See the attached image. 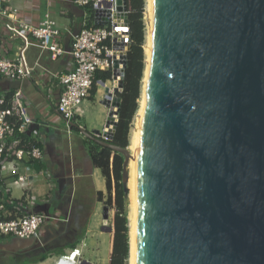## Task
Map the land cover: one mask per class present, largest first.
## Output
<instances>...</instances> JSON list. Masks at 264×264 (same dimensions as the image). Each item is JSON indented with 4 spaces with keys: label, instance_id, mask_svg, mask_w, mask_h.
I'll list each match as a JSON object with an SVG mask.
<instances>
[{
    "label": "water",
    "instance_id": "obj_1",
    "mask_svg": "<svg viewBox=\"0 0 264 264\" xmlns=\"http://www.w3.org/2000/svg\"><path fill=\"white\" fill-rule=\"evenodd\" d=\"M126 67L101 82L104 130L74 124L124 156L128 202L131 151L112 143ZM136 220L134 264H264V0H151Z\"/></svg>",
    "mask_w": 264,
    "mask_h": 264
},
{
    "label": "crops",
    "instance_id": "obj_2",
    "mask_svg": "<svg viewBox=\"0 0 264 264\" xmlns=\"http://www.w3.org/2000/svg\"><path fill=\"white\" fill-rule=\"evenodd\" d=\"M5 8L18 10L15 17L33 26L50 14L62 29L60 42L67 50L85 15V9L73 0H0V9ZM17 24L0 14V53L19 61L23 57L32 76L20 80L1 76L0 99L20 93L30 119L25 130L10 140L12 150L35 141L43 158L9 159L3 164L2 177L11 188L12 201L29 200L25 204L28 212L51 218L42 226L40 238L0 235V264H55L58 257L76 248L81 250L83 264H109L111 232L104 229V201L98 196L103 192L106 197L107 182L91 158L95 142L74 124L89 132L104 130L109 110L102 103L100 84L96 94L84 102L82 114L69 123L57 108L58 76L72 69V56L53 58L31 35L12 36ZM13 164L17 171H12ZM19 176L26 177L25 185L17 181Z\"/></svg>",
    "mask_w": 264,
    "mask_h": 264
},
{
    "label": "built area",
    "instance_id": "obj_3",
    "mask_svg": "<svg viewBox=\"0 0 264 264\" xmlns=\"http://www.w3.org/2000/svg\"><path fill=\"white\" fill-rule=\"evenodd\" d=\"M73 1L85 9V15L81 30L72 34L70 50L61 44L62 29L50 14L38 26H33L15 17L18 10L0 9V14L17 21L18 30L14 33L31 35L39 41L43 49L51 53L53 58L67 53L72 56V69L58 76L61 93L57 108L69 123L74 122L77 116L82 114V104L91 98L95 85L104 82L98 79L99 72H111V78L115 81L113 71L116 63L119 69L124 70V61H127L133 43L131 11L127 0ZM1 76L20 80L31 77L32 70L22 66L21 60L0 53ZM21 101L20 93L13 95L10 100L0 99V235L40 238L42 226L51 217L45 213L28 212L25 204L30 203L29 200H26V203L22 202L21 207L13 209L7 207V201H11V188L2 177L3 164L9 159H16V162H19L25 158H43V150L39 145H28L12 150L10 140L16 136L17 130L24 131L30 120ZM18 122L20 125L17 129ZM13 165L12 171H17L18 167ZM17 181L25 185L26 177L19 176ZM79 256L81 250L76 248L58 257L55 264H83Z\"/></svg>",
    "mask_w": 264,
    "mask_h": 264
},
{
    "label": "trees",
    "instance_id": "obj_4",
    "mask_svg": "<svg viewBox=\"0 0 264 264\" xmlns=\"http://www.w3.org/2000/svg\"><path fill=\"white\" fill-rule=\"evenodd\" d=\"M127 3L131 11L130 23L133 30V43L128 52L124 88L119 93L121 111L119 113L118 127L112 140V143L124 148L129 146L131 125L139 110V99L142 95V80L146 67L144 53L145 25L143 22L145 1L127 0ZM111 77V72L101 71L98 73V79L104 82L111 79ZM96 90L97 87L95 85L92 96L96 94ZM11 98L12 95L10 94L7 99L10 100ZM19 125L20 122L17 123V129ZM18 132L20 131L17 130ZM25 137H27L26 134ZM32 144L40 145L35 141H31L27 143V146ZM90 154L93 164L102 169L107 182V195L105 197L103 192H99V199L101 201L106 200V205L114 209L109 264H128L130 258V226L128 215L129 203L127 202L123 184L124 156L96 142L94 145H91ZM22 205V202L7 201V207L11 209L21 207Z\"/></svg>",
    "mask_w": 264,
    "mask_h": 264
},
{
    "label": "bare ground",
    "instance_id": "obj_5",
    "mask_svg": "<svg viewBox=\"0 0 264 264\" xmlns=\"http://www.w3.org/2000/svg\"><path fill=\"white\" fill-rule=\"evenodd\" d=\"M148 29L149 33L147 35V54H146V68L144 72V78H143V86H142V95L140 97L139 101V110L136 114V125L132 130L131 134V159L129 163V189H130V195L129 199L130 201V208L131 212L129 215V226H130V258H129V264H134V256H135V250H136V238L134 236V226L137 224L136 220V141L142 121L143 114L145 112L146 107V90H147V83H148V76H149V67H150V58H151V0H148L147 3V15H146V21H148ZM121 78V75L118 74L117 77H115V81L119 82ZM108 86V85H106ZM111 100H114V96L110 97Z\"/></svg>",
    "mask_w": 264,
    "mask_h": 264
},
{
    "label": "rangeland",
    "instance_id": "obj_6",
    "mask_svg": "<svg viewBox=\"0 0 264 264\" xmlns=\"http://www.w3.org/2000/svg\"><path fill=\"white\" fill-rule=\"evenodd\" d=\"M145 1V6H144V19H143V22H144V25H145V42H144V53H145V60H146V54H147V35L149 33V29H148V21H146V15H147V3H148V0H144ZM146 45V46H145ZM146 65V63H145ZM146 68V67H145ZM106 84L108 85V87L110 88H113L114 87V80L113 78H111L109 81L106 82ZM142 86H143V80H142ZM98 88L101 89V96L103 97V99L105 98V96L107 95L106 94V86L102 85L100 83V85L98 86ZM142 89V88H141ZM119 93L120 92H115V96H119ZM120 97V96H119ZM140 101V99H139ZM84 105V103L82 104V106ZM107 108V107H106ZM109 110V109H108ZM137 114V113H136ZM136 125V115L134 117V120L132 122V125H131V129H130V135H129V138H130V141H129V148L131 150V134H132V130L133 128L135 127ZM130 170V169H129ZM130 190H129V194H130ZM130 201L131 199H129L128 203V215H130V212H131V208H130ZM106 200H104L103 204L104 206L106 205ZM113 214H114V209L113 208H110V214H109V222H108V226H112V218H113ZM104 221V220H103ZM103 226H104V222H103ZM128 264H129V261H128Z\"/></svg>",
    "mask_w": 264,
    "mask_h": 264
}]
</instances>
